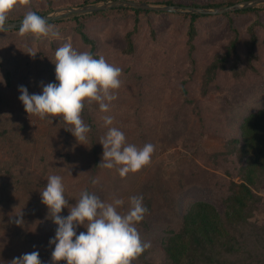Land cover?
I'll return each instance as SVG.
<instances>
[{
    "label": "rangeland",
    "instance_id": "obj_1",
    "mask_svg": "<svg viewBox=\"0 0 264 264\" xmlns=\"http://www.w3.org/2000/svg\"><path fill=\"white\" fill-rule=\"evenodd\" d=\"M38 1L30 0V4L35 5ZM22 4H17L14 9H22ZM133 16L134 13L131 11H116L104 17L91 16L88 20L86 29L90 37L96 41L95 52L99 57L103 56L108 63L122 69L120 77L122 83L116 90L117 99L112 102L109 112H101L97 104H90V116L97 124L95 130L88 133L85 145L76 142L71 132L66 130L70 125L62 119L54 117L51 122L48 119L41 120L31 114L28 115L18 99L20 95L18 87L21 85L27 87L29 94H38L42 83L54 82V53L65 42H71L79 51L88 50L89 46L83 44L79 35L72 30L73 23L65 21L60 24L61 28L65 26L66 28L60 32L59 39L53 40L35 39L30 35L22 36L19 32L0 33V59L3 61L0 75L3 76L5 69L11 70L10 81L4 80V83L0 84V264H10L13 258L32 251L39 252L42 264H52L51 252L54 245H49L48 241L54 236L57 226L51 218L49 223L45 218H41L39 213L36 214L37 209L43 211L46 206L34 201L36 197L41 200L38 186H35L38 194L34 198L24 182L29 181L33 188V184H37L34 181V174L43 172L45 175H41L43 181H47L50 175L62 177L64 194L70 204L69 210L85 188H89L91 193L105 203H112L116 198L123 199L124 205L117 209L121 214L128 211L129 197L143 195L145 204L153 198L154 201L150 203L151 212H147L144 222H140L136 227L141 238L152 248L155 247L156 252L152 251L155 257L160 251L154 241L161 237L164 222L169 221L166 217H173L167 210L175 193L184 188L191 191L192 188L196 196L210 198L221 208L217 198L219 192L215 194L211 186H214L218 180L227 181V176L222 171L225 165L223 168H214L215 166L206 159L205 155L220 150L224 138L205 128L201 133L197 116L185 122L178 120L175 127H173L175 123L173 119L168 127L159 126L164 120L168 122L173 118L170 108L173 103L174 111L181 110L183 93L180 86L189 74H192V79L191 85L188 86V96L200 101L203 109L209 111V115L221 114L220 109L225 108L220 99L222 97L214 90L205 96L200 94L201 74L198 69L202 66V61L197 58L198 69L191 72V65L184 58L188 50L185 22L180 18L163 16L159 19L157 15L150 17L152 22L156 23L155 29L159 32L155 39L152 37V40L150 25L142 19L139 35L134 34L135 56L125 55L121 45L124 44L125 32L133 27ZM262 20L264 24V16ZM219 21L217 18H205L202 25L203 28L210 29L211 35L221 37V33L226 31V26ZM240 21L242 24L245 22L241 19ZM243 27L246 28V25L244 24ZM260 32L264 33V26H261ZM159 34L162 35V39H159ZM208 36L207 32L203 31L200 36L202 40L196 44L198 49L201 50V45L207 41ZM29 49L38 51L34 58L25 53ZM203 53L200 52L197 56ZM136 72L146 76L144 81H149L151 90L147 98L150 102L146 106L147 109H139L135 115V112L133 113L137 98L135 95L139 88L130 75ZM234 100L233 98L231 103L233 111L228 116V120L220 123V126L226 125L232 131H236L235 122L239 110H249L255 104L254 101L251 102V98L246 99L240 95L236 102ZM256 103V107L264 103V96H259ZM85 104L88 105L87 102ZM105 115L113 117V124L109 127H117L125 134L126 131L130 133L127 136L128 143L137 147H143L145 144L142 143L148 140L154 143L155 150L148 165L135 173H128L125 177H121L115 167L106 169L100 164L93 167L94 155L90 152L91 142L95 141L97 146L102 148L97 142L107 132L102 119ZM81 116L86 123L84 115ZM144 116L147 117L145 122L140 120ZM159 128L161 129L158 130ZM47 131L50 132V137L46 139ZM143 132L145 136H142ZM141 136L143 138H140ZM196 150L198 153L195 152ZM17 153L20 155H16ZM39 156L45 157L46 163L43 166H36ZM20 159L24 162L19 163ZM9 171L12 172L8 174L9 178H6L5 173ZM93 180L97 183L93 184ZM257 193L262 201L258 203V210L252 219L264 226V188L257 190ZM27 209L34 210L30 218ZM20 210L22 217H17L16 214ZM60 215L67 216L68 208H64ZM18 218H22V224L15 222ZM80 231L85 229L81 226L77 229L78 233ZM145 259L139 256L133 263L143 264ZM57 264H64V261H59Z\"/></svg>",
    "mask_w": 264,
    "mask_h": 264
},
{
    "label": "trees",
    "instance_id": "obj_2",
    "mask_svg": "<svg viewBox=\"0 0 264 264\" xmlns=\"http://www.w3.org/2000/svg\"><path fill=\"white\" fill-rule=\"evenodd\" d=\"M106 1L109 0H39L35 5L33 3L25 6L22 4V9L11 10L7 22L23 19L25 13L29 10L36 12L38 15H43L64 5L80 6ZM140 1L184 6H227L242 0ZM116 11H131L134 13L133 27L125 32L124 44L121 45L122 52L131 57L135 56L134 34L139 35L142 19H145L150 25L151 40L152 37L155 39L159 33L155 29L156 23L152 22V18H150L153 15L159 16V19L168 16V18L184 20L186 45L188 47L184 58L191 65V72L198 69V59L202 61V66L198 69L201 74L199 81L200 94L208 95L211 90L219 92L218 94L222 97L220 99L225 105L224 109H220L221 114L209 115V111L203 109L200 101L195 97L188 96V86L191 85L192 74L183 79L180 86L183 93L182 108L174 111L173 103L170 106L173 118L168 122L164 120L159 127H168L173 120L175 121L173 127H175L176 121L178 124L180 120L185 122V120L197 116L201 133L204 132L205 128L224 138L222 148L206 154L205 157L215 166L214 168H223L225 165L222 171L227 176V181L218 180L214 186H211L215 194L219 192L217 198L221 203V208L210 198L196 196L192 188L191 191L184 188L175 193L167 211L176 219L166 217L169 221L164 222L161 237L154 241L160 253L155 257L152 254L155 247H148L140 255L142 259L146 258L143 260V264H264V226L263 224L259 225L257 220L252 219L258 210V203L262 201L257 190L264 188V103L256 107L258 97L264 96V33L260 32L261 26H264L262 22L264 5L221 14H180L130 7H114L108 10L73 15L66 19H57L47 23L61 32L66 26L61 28L60 24L71 21L73 23L72 30L79 35L83 44L89 46L86 51H90L95 57H99L95 52L96 41L90 37L86 29L88 20L91 16L104 17L108 13ZM205 18H217L218 21L221 20L219 22L225 24L226 31L221 33V37L211 35L210 29L203 28L202 24ZM240 19L245 21L246 28L243 27L244 24L241 23ZM203 31L207 32L209 36L207 41L201 45L200 50L196 44L202 40L200 36ZM5 32L15 34L19 32V28L7 29L0 33ZM217 35L219 34L217 33ZM159 36V39L163 38L162 35L159 34ZM200 52L204 53L197 56ZM1 66H3V61L0 59ZM9 74H11V70L5 69L3 78L7 82L10 81ZM130 76L135 79L139 88L137 95H135L137 98L133 109V113L135 112L136 115L137 110L144 109L147 104H150L147 98L151 90V84L149 81H144L146 76L141 72H136ZM239 95L246 99L251 98V102L254 101L255 104L249 110H239L236 115L238 116L235 122L236 131H232L226 125L224 127L220 126V123L221 121L226 122V119L228 120V116L233 111L232 100L234 98L236 102ZM90 110V104H85L81 114L84 115L87 125L94 131L97 123L93 122ZM173 112L175 113L173 114ZM145 119L147 117L144 116L140 120L145 122ZM141 125L143 124L141 123ZM135 131L137 132V130ZM144 133H142V136H145ZM128 135L130 133L126 131V139ZM142 136L140 138H143ZM48 137H50L49 131H47L46 139ZM148 143L154 145L149 140L148 142L144 141L142 144ZM30 145L32 146V144ZM90 152L94 155L92 157L93 167L97 166L102 160V148L97 146L95 141H92ZM195 152L198 153L197 150ZM16 155L20 154L17 153ZM22 162L24 160L20 159L19 163ZM45 163V157L39 156L36 166H43ZM10 172L12 171L5 173L6 178H9L8 174ZM41 175H44V173L34 174V181L37 184H33V188L29 181H24L29 191H31L30 195L34 198L38 194L35 186H38L41 191L47 183V181L42 180ZM236 177L238 178L235 179ZM85 189L90 192L89 188ZM35 199V202H41L38 197ZM152 201L154 199L150 198L146 204L144 203L148 209L147 212H151L150 207L152 205L150 203ZM33 208L35 209V207ZM27 211L28 218L32 217L34 210L29 211L27 209ZM38 213L41 218H45L46 222L50 223L47 207L43 211L37 209L36 214ZM145 223L147 224V222Z\"/></svg>",
    "mask_w": 264,
    "mask_h": 264
},
{
    "label": "clouds",
    "instance_id": "obj_3",
    "mask_svg": "<svg viewBox=\"0 0 264 264\" xmlns=\"http://www.w3.org/2000/svg\"><path fill=\"white\" fill-rule=\"evenodd\" d=\"M19 3L29 4L30 0H0V32L9 27L8 14ZM18 27L22 36L49 40L60 38V32L32 10L25 13ZM37 52L29 49L25 53L34 58ZM53 63L54 82L42 83L38 94H29L27 87L21 85L18 87V99L28 115L51 122L54 117L62 119L70 125L66 130L71 132L76 142L85 145L91 131L81 116L85 103H95L101 112H109L112 102L117 99L116 90L121 87L122 69L108 63L103 56L95 57L90 51L77 50L71 42H65L55 50ZM3 83L4 78L0 75V84ZM102 119L107 132L99 141L103 148L100 166L106 169L115 167L119 175L125 177L151 162L155 150L153 144L143 147L130 144L119 128L109 127L113 124L111 115ZM64 193L60 175L48 176L44 190L40 191L41 202L57 226L54 236L48 241L49 245H54L52 264L59 261H64V264H133L150 247L136 227L148 211L143 195L129 197L128 211L121 214L117 209L124 205L123 199L105 203L85 189L69 210L70 204ZM64 208H68L67 216L60 215ZM16 215L22 217V211ZM15 222L22 224L23 220L18 218ZM81 226L85 231L78 233ZM10 264H42V261L39 252L32 251L13 258Z\"/></svg>",
    "mask_w": 264,
    "mask_h": 264
},
{
    "label": "water",
    "instance_id": "obj_4",
    "mask_svg": "<svg viewBox=\"0 0 264 264\" xmlns=\"http://www.w3.org/2000/svg\"><path fill=\"white\" fill-rule=\"evenodd\" d=\"M262 5H264V0H242L227 6H184L179 4L153 3L140 0H109L106 2L85 4L80 6H61L54 8L40 16L44 17L46 21L49 22L73 15L108 10L114 7H130L134 9L165 11L180 14H221ZM21 20L22 19L7 22L9 24L7 29L19 28L18 26Z\"/></svg>",
    "mask_w": 264,
    "mask_h": 264
},
{
    "label": "crops",
    "instance_id": "obj_5",
    "mask_svg": "<svg viewBox=\"0 0 264 264\" xmlns=\"http://www.w3.org/2000/svg\"><path fill=\"white\" fill-rule=\"evenodd\" d=\"M154 3V2H153ZM159 3V2H158ZM64 6H69V5H64ZM61 7V6H60ZM70 17V16H69ZM66 18V17H65ZM62 19V18H61Z\"/></svg>",
    "mask_w": 264,
    "mask_h": 264
}]
</instances>
